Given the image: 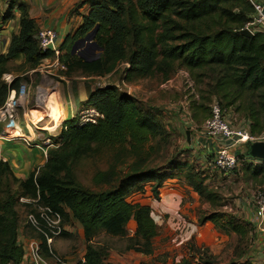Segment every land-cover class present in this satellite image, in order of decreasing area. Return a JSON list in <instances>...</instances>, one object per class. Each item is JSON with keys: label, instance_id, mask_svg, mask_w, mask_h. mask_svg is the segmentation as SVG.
Segmentation results:
<instances>
[{"label": "trees", "instance_id": "1", "mask_svg": "<svg viewBox=\"0 0 264 264\" xmlns=\"http://www.w3.org/2000/svg\"><path fill=\"white\" fill-rule=\"evenodd\" d=\"M85 3L89 12L83 16L82 25L59 48L58 63L66 69L63 73L66 79L71 80L75 71L88 78L103 77L125 63L130 74L142 78L154 71L163 72L166 81L168 71L176 67L187 71L197 82L208 81L207 86L224 109L248 120L253 136L262 133L264 36L255 33L246 38L239 34L253 13L247 0H86ZM12 8L13 3L9 9ZM17 9L19 30L12 36L6 56H0V78L7 72L5 63L9 60L21 57V67L28 71L54 58L52 52L39 50L35 40L38 28L25 7L20 5ZM94 30L93 41L101 49L99 56L84 61L71 54L72 46ZM21 83L19 77L9 86L0 81V107L9 91L19 92ZM72 89L76 94L74 83ZM82 105L101 117L95 123L83 122L78 115L63 121L56 140L58 146L47 151L44 166L31 172L26 180L14 178L7 162L0 161V264H21L23 258L17 245L18 197L38 199L40 205L58 212L62 220L70 217L80 224L85 242L82 264H109L106 259L113 248L94 241L101 234L110 240L123 241L125 246L120 253L152 255L159 226L148 206L129 203L126 198L130 193L143 191L146 184L156 196L166 180L175 179L188 169L183 177L194 193L207 203L218 200L216 193L198 180L200 174L186 163L171 160L167 168L157 172L144 170V163L155 152L152 141L170 134L154 109L142 110L130 96L113 86L88 90V98ZM106 154L111 155L108 169L95 172L93 182L109 188L99 192L85 189L75 180L74 164ZM126 156L133 161L128 165L129 175L123 177V172L116 169L126 164ZM242 167L254 183L264 185V162L243 163ZM8 182L16 186V192H3ZM197 221L199 225L211 223L226 236L246 234L244 226L227 213L198 215ZM130 223L135 226L131 236L127 231ZM200 251L195 258L200 264L217 263L208 249L202 247ZM179 264L191 262L185 258ZM230 264L253 263L246 260Z\"/></svg>", "mask_w": 264, "mask_h": 264}, {"label": "rangeland", "instance_id": "2", "mask_svg": "<svg viewBox=\"0 0 264 264\" xmlns=\"http://www.w3.org/2000/svg\"><path fill=\"white\" fill-rule=\"evenodd\" d=\"M11 2L12 1L7 2V0H0V8L4 5L9 6V4L11 6ZM12 10L8 16L4 15L1 17L0 13V24L2 23L4 26H9L11 29L8 28L6 30L9 33L8 35L17 34L18 31V29H16V15ZM2 31L3 30L0 29V33ZM4 47L5 42L0 40V56L3 57L7 54H2ZM83 49V47H80L77 52H82ZM74 55L80 58L76 54ZM83 55L87 59H94V56L90 55L87 51H84ZM21 63L22 59L19 58L9 60L5 63L7 72L4 74L6 76L12 75L14 79L17 77L22 79L21 90L23 94H21L20 98L21 103L20 107L15 110V115L17 119L20 120L18 125L21 132L26 134L27 130L25 123L21 120H23V112H27L29 117L31 119L33 118L35 121L34 132L43 134V139L46 141V145L44 146L47 147L48 151L58 146L56 140L59 135L61 124L56 132L54 129L50 132L48 128L55 127L56 116L60 117L67 115L66 112H68L69 106L64 105L63 108L57 105L58 94L55 90L50 89V87H46L50 84L58 85L63 81H67L72 88L74 83L78 93L80 92L82 95L85 94L88 96V90H93L96 87L105 88L113 86L120 92L130 96L142 110L154 109L157 118L169 129V136L166 135L164 138L152 141L155 152L147 162L144 163V170L157 172L158 170L167 168L171 160L183 162L186 163L188 168H192L195 173L198 172L200 174L198 180L203 181L207 189L216 193L218 199L216 203L211 204L200 199L184 180L183 173L188 169L182 174L176 175L175 179L166 180L161 188L157 190L156 196L150 191L149 184H146L144 190L141 192L130 193L126 197L127 200L131 203H139L148 206L151 210V216L156 222L163 218L167 219L171 212L177 211L180 213L186 224L185 230L187 229L186 231H188V233L192 232V235L190 238L183 239V242L180 241V246L177 247L176 245H178V242L175 245L171 242V238H164L163 229L159 228V236L154 240L152 255L140 257L139 254L136 255L134 252L120 253L119 251L122 250L125 243L121 240H110L101 234L95 238L94 241L101 244L108 243V245L113 248V250L108 252L107 261L115 264H179L182 259L187 258L191 264H200L195 258L197 257V251H200L203 247L208 249L210 253L211 251L216 253V264L239 263L246 260H252L253 264H264V257L260 259L255 258V254L261 249V244H264V223L259 226L257 211L254 206L255 195L258 188L264 185L254 183L251 177L244 173L242 165L237 166L234 173L228 177L211 172L205 163L206 160L202 161V157L199 155L200 151L197 150L198 146H195L196 149H190L186 145L188 141L185 133H188V136H196V138L201 139V143L203 142L200 132L203 123L209 118V105L215 99L218 102L220 100L216 95L212 94L211 88L207 86L208 81L199 80L200 82H197L187 71L176 67L173 71H168L169 75L166 81L163 72L155 71L149 76L140 78L135 73H128L130 67L125 63L119 64L113 72L103 77L88 78L80 71H75L71 75V80H69L63 75L66 69H61L59 63V67L57 68H45L48 63L42 61L38 68L28 71L22 69ZM58 76L60 78L63 77V81H61ZM2 77L3 75L0 78L1 82H3L1 80ZM30 90H33L35 95H37L36 93L38 90L43 91V94L37 95V98L34 96L32 100L26 101L25 96ZM44 102L47 105H44ZM81 102V97L74 94L71 100V108L73 109V115H78L80 120L84 122V120L89 119V114L86 107L82 105ZM44 106L45 110L47 109L48 115L42 110ZM51 106H53L51 109L52 111H49L48 108ZM228 111L232 110L230 109ZM232 113L234 114L233 111ZM70 118H72V116L66 120H70ZM243 120V117L236 114L235 125L243 126ZM7 121L2 122L0 118V131H2ZM42 121L44 122L42 123ZM28 126L32 128L30 125H27V127ZM43 127L49 131V133L41 129ZM109 157H111L110 154L93 156L91 158L81 159L75 163L73 167L75 180L85 189L94 192L108 189L109 185L95 184L93 182V176L97 171H107L108 162L110 160ZM210 157L212 156L208 155V158ZM125 161V165L116 169V171L123 172V177L129 175L130 171L128 165L133 160L127 157ZM261 162H254V165L260 164ZM141 183L142 182H139V185ZM9 190L11 192H16V186L13 187L12 182L6 183L3 192L5 193V191ZM18 205L17 202L16 209L19 219L21 222H24L26 221V215L30 212L27 213L26 209ZM215 211L234 216L239 223L244 226L243 230L246 232L245 236L242 237L237 233L231 236L220 234L210 223L207 226H205V224L202 225L203 227L200 229L197 228L200 233V236L197 237L196 231L191 229L193 219L190 218L189 215L206 216ZM163 213L165 216H162ZM134 228V223H130L127 228L130 236L134 234ZM29 230V236L35 238L36 234L31 229ZM261 235L263 237L262 240H260ZM70 237L71 238H67L63 236L61 238L62 245H67L68 248L65 254L57 253L54 249V243L53 250L65 260H73L72 262L75 263L81 258L82 253H84V244L82 241H77L72 233ZM167 241L170 243L166 244ZM169 244L170 250H165V246ZM66 254L72 259H68L69 257H66Z\"/></svg>", "mask_w": 264, "mask_h": 264}, {"label": "built area", "instance_id": "3", "mask_svg": "<svg viewBox=\"0 0 264 264\" xmlns=\"http://www.w3.org/2000/svg\"><path fill=\"white\" fill-rule=\"evenodd\" d=\"M252 6L253 13L250 16L249 23L244 29H248L251 33H259L264 36V0H247ZM57 34L53 29L43 28L38 29L35 40L41 52H52L54 60L58 65L59 51L54 50V44ZM60 68L63 67L60 65ZM14 80L11 75H3L2 81L9 86ZM21 94H23L21 87L19 92H8L3 105L0 107V118L2 122H6L4 128L0 132V141H21L27 148H41L46 145L43 134L35 133L34 119L30 118L27 112H23L21 121L33 128V133L27 131L23 134L19 128V121L15 115V110L20 107ZM37 95H42L43 91L38 90ZM46 103L44 102V105ZM52 108H49V111ZM232 113V112H231ZM228 109H224L220 103L215 99L209 105V118L203 123L201 135L205 139H209L214 143V153L212 157L207 159V166L211 172L221 174L228 177L234 173L237 166L243 163H250L254 165L259 163V160H249L239 158L234 150L237 147H246L250 143L264 142V130L258 136H253L249 128V122L244 123L243 126H236V117L232 115ZM89 119L84 122L95 123L99 116L97 113L88 111ZM32 117V116H31ZM46 130L44 128H41ZM49 133V131L46 130ZM32 207V211L26 215V225L35 234V238L20 241L17 238V245L21 247L23 258L21 264H71L59 256L53 250V243L56 238L61 237L64 231L61 215L50 209L49 207L40 205L38 199H20ZM254 206L257 211L259 226L264 223V186L258 188L255 195ZM45 250V252H44ZM83 259L77 260L73 264H82Z\"/></svg>", "mask_w": 264, "mask_h": 264}, {"label": "crops", "instance_id": "4", "mask_svg": "<svg viewBox=\"0 0 264 264\" xmlns=\"http://www.w3.org/2000/svg\"><path fill=\"white\" fill-rule=\"evenodd\" d=\"M9 1H12L11 3H13V8H12L13 10L9 9L10 4H9V6H6V5L1 6V8H0L1 17L9 14L10 11L12 10V12H14V14L16 15V18H15V21L17 22L16 29L19 30L20 12L18 11L17 8L20 5L24 6L28 16L35 21L38 29L50 28L56 32L57 38H56V41L54 44V50H57V51H59V48H60L61 44L63 43L64 39L68 35L73 34L82 25L83 16L87 15L89 12V5L85 3L86 0H7V2H9ZM10 22H14V21H10ZM3 26H4V24L1 23L0 29H2L3 31L0 33V40L5 42V47H4L2 54H6L8 47H9V44H10V41H11V38L13 35H16V33L8 35L9 33L6 30L9 28V26L8 27L7 26L3 27ZM17 33H18V31H17ZM59 54H60V51H59ZM18 58L21 59V57H18ZM18 58H16V59H18ZM44 61H46L48 63L47 67H45V68H55V67L57 68L58 67L54 59L44 60ZM60 79H61V81H63V77H61ZM49 87H50V89L55 90L56 93L58 94V100L56 102L57 105H60L63 108H64V105L69 106L68 112H66L67 117H65V118H69L71 116L73 118L74 115H73V111H72L73 109L71 108V100H72L74 94H73L72 86L69 84V82L63 81L61 84H58V85L50 84L46 88H49ZM76 94L79 97H81V101H82L81 104H84L86 102L88 96H86L85 94L82 95L80 92L79 93L77 92ZM34 96H36L35 98H37V95H35L33 93V90L28 91V93L25 96L26 101L32 100ZM49 108H53V106H51ZM49 108H48V110H49ZM42 110L45 111L46 115H48L47 109L45 110V106ZM228 110H230V109H228ZM231 112L232 111H230V113ZM231 114L236 117V113H234V114L231 113ZM72 118H70V119H72ZM41 119H42V117H41ZM43 122L44 121H42V123ZM246 122H249V121L244 119L243 123H246ZM59 126L60 125H56V127H53L55 132L58 130ZM185 135H186V133H185ZM200 140L201 139L196 138V136L190 135L189 141L187 142L186 145L190 149H194L195 146H198L197 150L200 151L199 155L202 157L201 158L202 161L206 160L205 163L207 164L208 155L211 156V154H213L215 151L214 143L211 142L209 139H205V138L202 139V141H203L202 143ZM199 147H200V149H203V150H200ZM47 151H48V149L45 146H42L41 148L30 149V148H27L23 144V142H21V141H11V142L0 141V161L7 162L13 177L18 179V180H21V181L26 180L31 172L38 171L40 168H42L44 166V164L46 163V160H47ZM234 152L237 155H243V156H245L247 153L246 147H244V146L237 147L234 150ZM206 155H207V157H206ZM13 187H14V185H13ZM16 190H17V188H16ZM19 198L20 199H26L24 197H18V199H17V202L19 204L18 206L26 209L27 213L30 212L32 210V207L30 205L24 203V202H20ZM127 202H129V200H127ZM129 203H131V202H129ZM162 216H165L164 213ZM189 216H190V218L193 219V221H192L193 225H191V229L195 230L196 236L199 237L200 233L197 230V228L200 229L203 226L202 225L199 226L198 221H197L198 216H196L194 214H190ZM62 221H63V224L65 226L62 237L64 236L67 238H71L70 236L72 233L74 238L77 241H82V243L84 244V251H85V242H84V238H83V230H82V227L80 226V224L78 222L72 220L70 217H64ZM156 224L159 226V228L163 229L164 238H166V237L171 238V242L174 243L175 245L178 242L177 243L178 245H176L177 247L180 246V244H179L180 241L183 242V239L190 238V236L192 235V232L188 233V231H186L187 229L185 230L186 224H185L184 218L177 211L171 212V214H169V217L167 219L163 218L162 220L156 222ZM209 224L210 223L207 222V223H205V226H207ZM72 226H74V227H72ZM29 231L30 230L26 226L25 221L21 222V220L19 219V226H18V231H17L18 237L17 238H19L20 241H26L27 239L32 238L33 236H29V234H28ZM183 233H184V235H183ZM61 238L56 239L54 241V249L59 254H65L66 250L68 251V248H67V245L66 246L62 245ZM262 238L263 237L261 235L260 240H262ZM168 243H170V242L167 241L166 244H168ZM165 250H170V244L165 246ZM211 253L214 256H216V253H214V251H211ZM263 253H264V244L262 243L261 249L259 250V252H257L255 254V258H258V259L263 258L264 257ZM66 255H67L66 257H69L68 259H72L68 254H66ZM83 255H84V253H82L81 258L83 257ZM136 255H138V254H136ZM139 256L140 257H146V256L141 255V254H139ZM72 261L73 260L69 261V263L73 264L74 262H72ZM107 262L109 264H115V263H111L109 261H107ZM250 262L253 263L252 260H250ZM257 264H261V263H257Z\"/></svg>", "mask_w": 264, "mask_h": 264}, {"label": "water", "instance_id": "5", "mask_svg": "<svg viewBox=\"0 0 264 264\" xmlns=\"http://www.w3.org/2000/svg\"><path fill=\"white\" fill-rule=\"evenodd\" d=\"M95 34V30L91 33L87 34L83 39L77 41L71 49V54H76L84 61H90V59H87L83 52L87 51L90 53V55L94 56V58H97L99 54L101 53V49L96 46V44L93 41ZM240 35L246 37V38H252L254 36L253 33H251L248 29H243L239 32ZM83 47L82 52H77V50ZM187 135V141H189V134ZM246 155L251 160H259L264 162V142H254L250 143L246 146Z\"/></svg>", "mask_w": 264, "mask_h": 264}, {"label": "bare ground", "instance_id": "6", "mask_svg": "<svg viewBox=\"0 0 264 264\" xmlns=\"http://www.w3.org/2000/svg\"><path fill=\"white\" fill-rule=\"evenodd\" d=\"M65 117H67V115H64V116H56L55 117V127H56V125H60V124H62V121H65L67 118H65ZM48 130L51 132V131H53V128H48ZM27 131L29 132V133H33V130H32V128H30L29 126L27 127Z\"/></svg>", "mask_w": 264, "mask_h": 264}, {"label": "flooded vegetation", "instance_id": "7", "mask_svg": "<svg viewBox=\"0 0 264 264\" xmlns=\"http://www.w3.org/2000/svg\"><path fill=\"white\" fill-rule=\"evenodd\" d=\"M90 54V53H89Z\"/></svg>", "mask_w": 264, "mask_h": 264}]
</instances>
